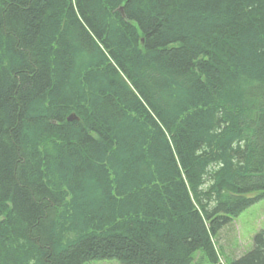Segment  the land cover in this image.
<instances>
[{
  "label": "trees",
  "instance_id": "obj_1",
  "mask_svg": "<svg viewBox=\"0 0 264 264\" xmlns=\"http://www.w3.org/2000/svg\"><path fill=\"white\" fill-rule=\"evenodd\" d=\"M262 199L264 0H0V264H222Z\"/></svg>",
  "mask_w": 264,
  "mask_h": 264
},
{
  "label": "rangeland",
  "instance_id": "obj_2",
  "mask_svg": "<svg viewBox=\"0 0 264 264\" xmlns=\"http://www.w3.org/2000/svg\"><path fill=\"white\" fill-rule=\"evenodd\" d=\"M264 231V199L247 208L232 222L222 228L214 239L215 251L220 263L240 258L250 252L253 238ZM86 264H119L116 261H98ZM194 264H206L200 253H196Z\"/></svg>",
  "mask_w": 264,
  "mask_h": 264
},
{
  "label": "water",
  "instance_id": "obj_3",
  "mask_svg": "<svg viewBox=\"0 0 264 264\" xmlns=\"http://www.w3.org/2000/svg\"><path fill=\"white\" fill-rule=\"evenodd\" d=\"M119 11L122 12V9L120 8ZM141 42H143V41H141ZM67 121L68 122H70V121H78V117H76V115H74V114H70L67 117Z\"/></svg>",
  "mask_w": 264,
  "mask_h": 264
}]
</instances>
